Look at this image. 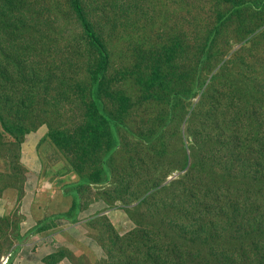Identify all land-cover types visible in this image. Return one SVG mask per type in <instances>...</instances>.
<instances>
[{
  "label": "trees",
  "instance_id": "1",
  "mask_svg": "<svg viewBox=\"0 0 264 264\" xmlns=\"http://www.w3.org/2000/svg\"><path fill=\"white\" fill-rule=\"evenodd\" d=\"M90 1L67 0L88 49L95 53V60L86 67L88 77L85 81L70 79L68 89L47 101L57 105L78 98L80 103V121L70 128L49 125L44 136L68 163L54 177L67 173L75 177L63 186L62 194L69 195L71 203L66 211L37 220L23 234L20 212L0 217V243L7 242L8 249L13 245L6 264H12L25 239L46 232L57 220L78 222L82 195L117 175L137 184L140 191L125 201H137L132 208L138 215L133 219L135 227L125 234L118 233L108 218H96L105 226L98 237L105 256L98 264H264V80L248 81L237 75L216 85L214 76L188 121L183 164L159 179L153 177L163 166L160 158L167 147L150 146L165 140L164 131L174 128L171 124L185 102L206 84L207 79L200 81V77L211 62L221 30L234 19L240 25L246 20L264 24V0H223L227 10L219 11L214 23L195 39L193 51L186 36L175 37L162 50L143 58L144 66L136 69L141 87L137 100L115 87L108 76L110 54L87 11ZM33 10L29 0H0V69L10 58L19 57V52L31 51L39 18ZM22 37L28 40L20 45ZM183 52L191 53L188 58L195 69L190 73L179 71L176 62ZM7 74L9 79L14 77L12 72ZM33 103L29 86L0 80V159L4 162L0 192L6 185L17 187L18 207L25 179L19 162L21 143L37 126L34 118L39 111ZM148 103H154L157 112L145 111L134 128L129 122L132 113L138 104ZM47 111L44 107L40 114ZM128 136L135 144L117 167V151ZM141 142L146 143L143 156L139 154ZM176 170L185 172L164 183ZM69 254L65 257L59 249L42 261L57 264L66 258L76 264Z\"/></svg>",
  "mask_w": 264,
  "mask_h": 264
},
{
  "label": "rangeland",
  "instance_id": "2",
  "mask_svg": "<svg viewBox=\"0 0 264 264\" xmlns=\"http://www.w3.org/2000/svg\"><path fill=\"white\" fill-rule=\"evenodd\" d=\"M29 2L33 6V13L39 15L31 36V51L24 54L19 52V57L15 55L10 58L0 69V80L13 83L20 81L29 86L34 95V110L39 111L34 118L36 128L25 134L21 143L19 162L25 170V179L19 207L16 202L17 187L6 185L0 192V217L11 216L15 210L29 214L28 219L24 217L20 224L22 234L45 215L64 212L70 206L71 197L62 194L65 190L63 186L75 177L72 173L54 177V172L68 168V163L65 155L44 136L49 125L70 128L80 121V103L78 98L59 101L57 105L47 101L68 89L70 79L85 81L88 77L87 64L96 58L74 22L67 0ZM86 8L110 54L109 78L115 87L137 100L141 87L136 69L144 66L143 58L162 50L161 47L175 37L186 36L193 51V42L208 25L214 23L219 11L227 10L228 4L223 0H91ZM263 30L264 24L261 22L246 20L240 25L237 19L221 30L215 40L211 62L208 67H204L200 77V81L207 79L206 84L194 99L185 102L184 109L171 124L174 128L164 131L165 140L150 143L151 147H167L166 154L160 158L163 166L155 171L153 179H159L167 171H173L183 164L188 121L192 111L196 112L200 106L202 94L214 76H217L214 81L216 85L228 82L226 78L229 76L237 75H244L248 81L264 80ZM27 40L22 37L20 45ZM188 55L191 53L183 52L176 60L181 72L190 73L195 69ZM7 72H12L14 77L9 79ZM44 107L48 111L40 114ZM157 110L154 103L138 104L130 118V125L138 128L145 111L154 115ZM183 111L184 114L180 116ZM134 144L135 139L128 136L119 147L117 167L131 153ZM139 147V154L143 156L146 143L141 142ZM3 169L4 162L0 159V170ZM184 172H171L163 182ZM126 186H129L128 192H125ZM138 191L137 184L123 175L112 177L106 185L93 187L91 192L82 195L84 206L78 215V222L72 224L57 220L56 226L46 232L25 239L26 242L23 245L24 241L21 243L22 247L19 246L21 249L18 254L14 255L12 264H43L36 255L42 250L49 254L59 249L65 252V257L69 253L74 255L76 264H98L105 256L98 241L105 226L97 222L96 218H108L120 234L129 232L135 227L133 219L138 214L132 207L137 201L126 202L125 199L133 197ZM27 221L29 224L25 227ZM0 244L1 263L2 258L11 255L13 245L8 249L7 242ZM57 264L73 262L63 258Z\"/></svg>",
  "mask_w": 264,
  "mask_h": 264
},
{
  "label": "crops",
  "instance_id": "3",
  "mask_svg": "<svg viewBox=\"0 0 264 264\" xmlns=\"http://www.w3.org/2000/svg\"><path fill=\"white\" fill-rule=\"evenodd\" d=\"M20 213H21V212H20ZM21 214H22L25 218H27L28 215H29L27 212H22ZM0 216H2V215H0ZM27 219H28V218H27ZM24 223H25V222H24ZM28 224H29V221H27V224L25 225V227L28 226ZM34 224H35V222H34L30 227H32ZM30 227H29V228H30ZM29 228H27V229H29ZM27 229H26V230H27ZM32 237H33V236H31V237H29V238H32ZM27 240H28V239H27ZM25 242H26V241H24V242L22 243V245H23ZM22 245H21V247H22ZM15 246H16V245H15ZM19 249H21V248H18V250L16 251V253L20 251ZM16 253H15V254H16ZM17 254H18V253H17ZM49 254H50V253H49ZM46 255H48V253L46 254V252L44 253L43 250H42V251L39 253V255H36L37 260H40V259H41L40 261H42V258H43L44 256H46ZM42 263H43V262H42ZM43 264H44V263H43Z\"/></svg>",
  "mask_w": 264,
  "mask_h": 264
},
{
  "label": "built area",
  "instance_id": "4",
  "mask_svg": "<svg viewBox=\"0 0 264 264\" xmlns=\"http://www.w3.org/2000/svg\"><path fill=\"white\" fill-rule=\"evenodd\" d=\"M7 258H8V256L2 258V259H1V263H2V264H5V263L7 262Z\"/></svg>",
  "mask_w": 264,
  "mask_h": 264
},
{
  "label": "clouds",
  "instance_id": "5",
  "mask_svg": "<svg viewBox=\"0 0 264 264\" xmlns=\"http://www.w3.org/2000/svg\"><path fill=\"white\" fill-rule=\"evenodd\" d=\"M10 256H11V255H10ZM10 256H8V258H9ZM8 258H7V261H8ZM6 263H7V262H6ZM6 263H5V264H6ZM0 264H2V263H0Z\"/></svg>",
  "mask_w": 264,
  "mask_h": 264
}]
</instances>
